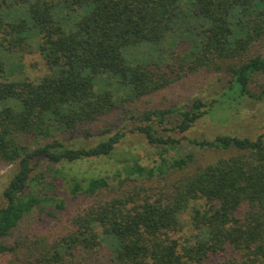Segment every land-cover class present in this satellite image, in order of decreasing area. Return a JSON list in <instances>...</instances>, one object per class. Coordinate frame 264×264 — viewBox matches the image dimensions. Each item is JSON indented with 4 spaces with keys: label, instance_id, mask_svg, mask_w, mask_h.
I'll use <instances>...</instances> for the list:
<instances>
[{
    "label": "trees",
    "instance_id": "1",
    "mask_svg": "<svg viewBox=\"0 0 264 264\" xmlns=\"http://www.w3.org/2000/svg\"><path fill=\"white\" fill-rule=\"evenodd\" d=\"M262 42L264 0H0V167L16 166L0 206L3 264H65L81 251H105L108 264H264V132L192 140L221 155L178 156L170 167L184 171L162 184L154 176L163 164L131 154L107 173L86 163L117 153L127 120L150 144L176 147L154 124L177 113L184 133L219 98L189 108L138 103L193 73L226 78L222 98L263 99L264 84L252 87L264 73ZM34 44L49 72L18 77L21 63L7 60ZM142 44L154 55L130 56ZM78 136L104 139L76 146ZM41 160L49 164L38 172ZM34 213L51 216L58 235L18 233Z\"/></svg>",
    "mask_w": 264,
    "mask_h": 264
},
{
    "label": "rangeland",
    "instance_id": "2",
    "mask_svg": "<svg viewBox=\"0 0 264 264\" xmlns=\"http://www.w3.org/2000/svg\"><path fill=\"white\" fill-rule=\"evenodd\" d=\"M176 48L180 50L189 49V42L178 40ZM258 50L264 51V42H262ZM155 52V48L150 44H142L139 47L132 48L130 56L143 57L144 55H150L152 57ZM7 61H11L9 62L11 65L12 62L21 63L23 73L17 74L18 77H29L36 80L49 72V68L41 53L37 50L36 44H34V51L11 55ZM262 84H264V73H260L255 77L252 87L259 90ZM228 85L229 81L223 78L221 74L197 72L183 77L178 82L160 92L144 97L143 100L138 103L140 108H189L197 98H201L204 101L219 98L220 102L184 133L175 128V120L180 117L177 113L173 115V119L166 121V123L154 124L158 134L179 139L180 143L176 147L163 149L150 144L141 132L129 131L130 128H133V122L127 120L120 128L125 130L126 134L123 140L117 145V153H115L113 157L91 159L86 163L91 165L90 168L93 167V170L98 174L107 173L114 168H121L122 164L120 161L131 154V156L138 159V161L146 167L157 168L163 164L164 171H156L154 176V180H159L162 184V182L166 180L176 178L184 171L170 167L173 159L178 156L194 153L199 161L206 163L214 161L221 155L219 151L202 149L196 146L192 142L194 139H213L215 136L221 134H232L250 138L258 137L264 132V98L252 99L249 97H241L239 94L235 93L231 94L228 98H222L223 96L221 93H223ZM96 88L98 89V85H96ZM104 122L105 121H99L97 124L102 128ZM27 139L29 140L31 138L28 137ZM32 139V146H34L36 139L34 137ZM102 139H104V137L94 136L88 140H84L83 136H78L70 141L72 143L75 142L76 146H90ZM40 142L45 143V140L41 139ZM164 159L166 160L165 163H163ZM48 164L49 162L45 160L39 161L37 171H41ZM15 170L16 166L13 164L0 167V206L4 204L2 191L8 182L9 176H11ZM141 180L145 182L146 185L152 184L146 177L141 178ZM46 209L59 215L66 211L58 210L54 203H48ZM190 217V212L185 214L184 217L188 223V229L191 226ZM53 223L52 217L48 214L45 213L43 215V220H40L38 214L34 213L24 222L18 233L39 231L40 233L48 234L51 239L56 237L55 235H58L56 234V230L59 225ZM8 260H10V257L0 254V264L7 263ZM68 260L70 261L65 264H108V256L105 251L97 254L81 251L80 254L76 256V260H72L71 258Z\"/></svg>",
    "mask_w": 264,
    "mask_h": 264
}]
</instances>
